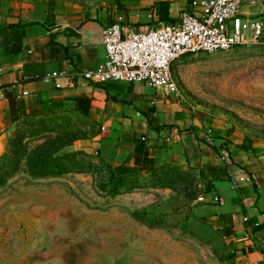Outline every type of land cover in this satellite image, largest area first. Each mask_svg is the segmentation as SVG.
Instances as JSON below:
<instances>
[{
    "label": "rangeland",
    "instance_id": "1",
    "mask_svg": "<svg viewBox=\"0 0 264 264\" xmlns=\"http://www.w3.org/2000/svg\"><path fill=\"white\" fill-rule=\"evenodd\" d=\"M60 1L85 11L104 0ZM171 73L186 105L264 150V46L184 55ZM45 116L54 122L39 125ZM98 136L72 111L10 130L16 149L0 157V264H237L224 232L196 218V173L168 168L112 195L118 176ZM33 153L56 157L62 173L33 177Z\"/></svg>",
    "mask_w": 264,
    "mask_h": 264
},
{
    "label": "crops",
    "instance_id": "2",
    "mask_svg": "<svg viewBox=\"0 0 264 264\" xmlns=\"http://www.w3.org/2000/svg\"><path fill=\"white\" fill-rule=\"evenodd\" d=\"M194 1L104 0L83 11L60 0H0V157L23 117L78 112L97 128L118 177L144 179L168 168L196 173L206 200L194 201L196 218L224 232L237 264H264L263 147L146 83L98 85L83 76L105 57V28H155L163 24L158 3L168 2L175 20L194 12ZM240 9L264 21V0H241ZM206 130L214 146L206 144ZM220 146L231 172L219 161Z\"/></svg>",
    "mask_w": 264,
    "mask_h": 264
},
{
    "label": "built area",
    "instance_id": "3",
    "mask_svg": "<svg viewBox=\"0 0 264 264\" xmlns=\"http://www.w3.org/2000/svg\"><path fill=\"white\" fill-rule=\"evenodd\" d=\"M240 6L241 0H199L192 3L194 12L182 11L173 22L155 28L125 31L113 24L102 32L104 59L83 76L98 85L146 83L164 95L180 99L171 73L176 59L199 52L264 46V21L245 17ZM205 140L214 146L211 130H206ZM217 155L231 172L234 166L227 149L220 146ZM198 202L206 200L200 197ZM211 203L218 204L219 197L213 195Z\"/></svg>",
    "mask_w": 264,
    "mask_h": 264
},
{
    "label": "trees",
    "instance_id": "4",
    "mask_svg": "<svg viewBox=\"0 0 264 264\" xmlns=\"http://www.w3.org/2000/svg\"><path fill=\"white\" fill-rule=\"evenodd\" d=\"M168 2H160L157 4V13L159 15V21L163 22L165 24L171 23L174 20L170 19L168 16ZM75 114H79L78 112H74ZM58 115L52 116L53 118L57 117ZM30 116L23 117L21 120H28ZM46 117H43V119L39 120V125H44L45 122H48L51 124L54 122L52 119H47ZM20 121V120H19ZM45 121V122H43ZM19 123V122H17ZM17 125V124H16ZM19 142V141H18ZM16 143L14 138L8 139V145H7V151H13V146L16 149ZM57 158L51 155L50 157H41L38 153H33L31 157L28 158L27 165H28V171L29 174H31L35 178H45V177H53L56 175H59L62 173L61 167L59 164H57ZM55 169V171H54ZM115 185L112 191H110V194L115 195L118 194V192H121V190H129L131 189V186H129V178L126 177H117L115 181Z\"/></svg>",
    "mask_w": 264,
    "mask_h": 264
}]
</instances>
